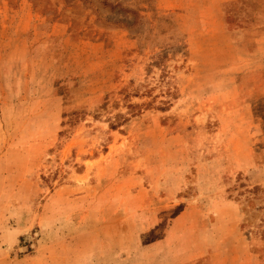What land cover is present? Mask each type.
Here are the masks:
<instances>
[{
    "label": "rangeland",
    "instance_id": "rangeland-1",
    "mask_svg": "<svg viewBox=\"0 0 264 264\" xmlns=\"http://www.w3.org/2000/svg\"><path fill=\"white\" fill-rule=\"evenodd\" d=\"M212 5L0 0V264H264V38Z\"/></svg>",
    "mask_w": 264,
    "mask_h": 264
},
{
    "label": "crops",
    "instance_id": "crops-1",
    "mask_svg": "<svg viewBox=\"0 0 264 264\" xmlns=\"http://www.w3.org/2000/svg\"><path fill=\"white\" fill-rule=\"evenodd\" d=\"M210 3L213 4L211 7H208L212 9V15L206 18L215 19L219 23L222 22L223 29L220 30L222 34L228 32L227 28L224 25V21L227 20L228 6L234 5L237 6L238 8L246 9L247 12V14H244L240 18L241 20L243 18H246V20H248V24H246L247 27L241 30V34H246L247 36H250L252 39L264 38V0H210ZM248 39L239 38L236 40V43H240ZM263 44L264 43H256L254 48L256 49H259L261 47L264 48ZM258 61L261 63V65H263L264 56L262 59ZM261 70L262 71L264 70V66L261 67ZM257 73H259V71H256L255 73L253 72L252 80ZM261 73H262L261 75L264 76V71ZM255 80L257 81L259 79L255 77ZM184 258L185 257L182 258L183 260H180L181 263L179 262V264H186L189 262V260ZM234 259H238V258L234 257ZM210 261L212 262V256H210V258L208 259L207 264H210ZM195 262H198V259H195Z\"/></svg>",
    "mask_w": 264,
    "mask_h": 264
}]
</instances>
